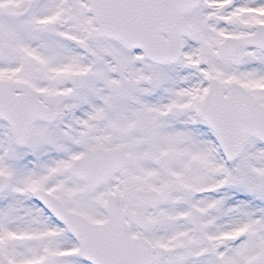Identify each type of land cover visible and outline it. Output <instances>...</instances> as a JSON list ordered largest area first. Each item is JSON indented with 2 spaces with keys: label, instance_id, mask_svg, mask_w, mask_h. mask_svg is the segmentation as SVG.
Segmentation results:
<instances>
[{
  "label": "snow or ice",
  "instance_id": "snow-or-ice-1",
  "mask_svg": "<svg viewBox=\"0 0 264 264\" xmlns=\"http://www.w3.org/2000/svg\"><path fill=\"white\" fill-rule=\"evenodd\" d=\"M0 264H264V0H0Z\"/></svg>",
  "mask_w": 264,
  "mask_h": 264
}]
</instances>
